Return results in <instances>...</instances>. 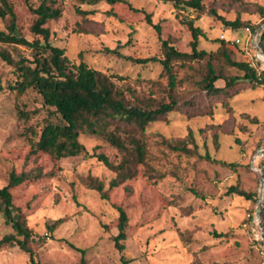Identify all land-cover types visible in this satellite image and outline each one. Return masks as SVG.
Returning a JSON list of instances; mask_svg holds the SVG:
<instances>
[{
    "label": "rangeland",
    "instance_id": "rangeland-1",
    "mask_svg": "<svg viewBox=\"0 0 264 264\" xmlns=\"http://www.w3.org/2000/svg\"><path fill=\"white\" fill-rule=\"evenodd\" d=\"M14 3L20 14V33L31 40L40 38L30 30L32 16L23 2ZM203 4L205 10L199 11L159 0L114 5L58 0L62 16L49 20L47 26L53 44L64 47L73 62L84 60L103 70L113 81L116 96L125 102L154 107L175 97L183 103L193 96L204 99L198 86L203 75L198 62L177 64L178 83L171 90L159 62L137 64L101 50L121 44V51L134 57L161 56L156 30L146 22L143 9L161 25L163 38L179 50H191L188 20L193 19L207 34L200 37L201 49L216 50L218 39H229L233 57L252 63L257 53L253 42L259 39L254 34L264 24V0H204ZM78 9L91 12L85 15ZM109 11L117 17L107 15ZM219 16L239 17L249 27L234 30ZM9 24L10 16L0 17V29L7 30ZM252 27L257 30L252 32ZM236 38L241 42L236 43ZM0 49L14 60L34 57V50L24 45L0 43ZM231 71L242 73L236 68ZM16 79L14 66L0 56V80L5 86L0 92V187L12 170L40 168L43 172L40 178L12 189L15 204L34 231L35 261L78 264L82 253L75 247L86 250L88 264H121L122 255L130 259L128 264H258L264 260V247L252 232L264 179L259 163L264 154L255 153L264 136V84L252 87L247 83L229 100L230 108L205 98V103L210 102L207 108L171 112L150 123L144 136L146 163L135 178L109 189L115 172L95 153H104L115 163L123 153L99 134L82 132L79 140L85 148L77 156L56 159L44 152L30 154V139L36 138L32 129L40 131L47 119L58 115L35 89L21 95L9 89ZM190 131L193 138L188 136ZM179 142L192 152L171 147ZM90 178L104 183L109 199L88 186ZM233 185L253 197L230 192ZM114 203L122 205L129 216L122 252L114 241L118 233ZM58 218L62 222L50 231L48 226ZM11 230L0 214V238ZM0 264L31 262L26 252L14 246L0 250Z\"/></svg>",
    "mask_w": 264,
    "mask_h": 264
},
{
    "label": "trees",
    "instance_id": "trees-1",
    "mask_svg": "<svg viewBox=\"0 0 264 264\" xmlns=\"http://www.w3.org/2000/svg\"><path fill=\"white\" fill-rule=\"evenodd\" d=\"M21 1L25 11L32 16L30 30L40 38L31 40L21 34L19 31L20 14L14 0H0V17L10 16V24L7 30L0 29V43L24 45L34 50L33 59L22 57L14 60L7 50L0 49L1 58L9 65L14 66L17 74L16 81L9 84L8 87L15 90L18 95L25 93L29 88L35 89L41 95L44 103L54 108L58 115L55 120L47 119L40 131L32 129L36 138L30 139V154L44 152L56 159L77 156L85 148L79 140L80 134L82 132L99 134L123 153L121 160L117 163L110 160L104 153H95L98 160L115 172V176L110 181L109 189L135 178L139 174L140 165L146 163L148 149L144 136L150 123L163 120L171 112L187 111L189 108H198L202 105L206 107L210 102L205 103V98L213 104L221 103L222 106L230 108L229 100L240 93L247 83L252 84V87L264 84V71L261 73L259 71L261 62L257 61L253 65L249 60L235 59L229 39H218L219 45L216 50L201 49L199 47L200 37L206 38L207 34L200 26L195 25L193 19H190L188 26L192 32L191 50H179L169 39L163 38L161 25L153 22L152 14L140 9L145 13L146 22L156 30L161 56L154 54L147 57H134L123 53L121 44L113 48L104 47L101 50L102 54L116 56L137 64L159 62L171 90L178 83L175 70L177 64L185 65L194 61L198 62L203 70L198 86L204 99L193 96L191 100L181 103L177 98L172 97L169 102H162L154 107L127 103L121 97L116 96L114 83L103 70L89 65L84 60L77 63L73 62L64 47L52 43L50 39L51 30L47 23L49 20L58 19L62 16V9L57 6L58 0ZM81 1L88 4L101 1L113 5L119 2L128 3V0ZM159 1L173 3L175 7L180 9L205 10L204 0ZM261 9L264 22V8ZM78 12L87 15L91 11L78 9ZM107 15L117 17V14L111 11L107 12ZM219 18H222L224 23L234 30L244 26L249 27L248 23L242 22L239 17L235 20H226L221 16ZM256 28L252 27V32L256 31ZM260 45L264 51V29L261 31ZM232 68H236L242 73H233ZM218 81H223V84H217ZM4 89L5 86L0 80V92ZM184 106L186 107L183 108ZM22 114L24 113L22 112ZM188 136L193 138L191 131ZM263 146L264 136L255 153ZM171 147L174 150L192 152L184 142L173 144ZM259 163L262 164L260 167L264 172V159ZM42 173L40 168L22 169L19 172L12 170L7 183L0 187V214L12 229L0 238V250L18 246L29 255L31 264L44 263L35 261V249L32 246L34 231L21 207L15 204L12 189L31 179L40 178ZM86 183L90 188L96 189L103 199L110 198L102 181L90 178ZM230 192L246 199L253 197L251 193L237 185L231 186ZM113 206L118 211L116 224L118 233L114 236V241L116 248L122 252L125 248L123 241L128 236L129 216L122 205L114 203ZM62 220V218H58L50 224L49 230L54 231ZM260 223L264 234V198ZM214 234L222 235V233L217 232ZM260 244L262 245V242ZM70 245L75 247L71 243ZM75 248L82 253L78 264H88L85 256L86 250ZM128 262L130 259L122 255L121 264H128Z\"/></svg>",
    "mask_w": 264,
    "mask_h": 264
},
{
    "label": "built area",
    "instance_id": "built-area-1",
    "mask_svg": "<svg viewBox=\"0 0 264 264\" xmlns=\"http://www.w3.org/2000/svg\"><path fill=\"white\" fill-rule=\"evenodd\" d=\"M247 31H249V29L247 28ZM259 36V34L257 32H255L254 34V39ZM235 42L236 43H240L241 42V39L240 38H236L235 39ZM254 47L256 48V42L254 41ZM257 52V51H256ZM259 61L261 62V65H260V73L261 71H264V55H262L261 53L257 52L255 54V58L254 60L252 61V64L255 65L256 62ZM258 153H263L264 154V146L261 147L259 150H258ZM253 227H252V232H253V238L254 240H256L257 242H262V245L264 247V234H263V229H262V226H261V223H260V220L259 218L255 215L254 218H253ZM246 225V224H245ZM264 253V251H263ZM260 264H264V260L260 263Z\"/></svg>",
    "mask_w": 264,
    "mask_h": 264
},
{
    "label": "water",
    "instance_id": "water-1",
    "mask_svg": "<svg viewBox=\"0 0 264 264\" xmlns=\"http://www.w3.org/2000/svg\"><path fill=\"white\" fill-rule=\"evenodd\" d=\"M263 27H264V24L256 31L259 34V39L256 41V51L261 53L262 55H264V51L260 45V35H261V31ZM263 198H264V179L262 178L261 185H260L259 203H258V207L256 211V216L259 218V220L261 216V207H262Z\"/></svg>",
    "mask_w": 264,
    "mask_h": 264
}]
</instances>
